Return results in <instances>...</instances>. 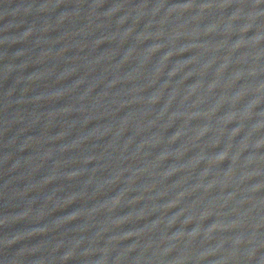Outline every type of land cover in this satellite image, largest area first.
<instances>
[{
  "label": "water",
  "instance_id": "obj_1",
  "mask_svg": "<svg viewBox=\"0 0 264 264\" xmlns=\"http://www.w3.org/2000/svg\"><path fill=\"white\" fill-rule=\"evenodd\" d=\"M0 264H264V0H0Z\"/></svg>",
  "mask_w": 264,
  "mask_h": 264
}]
</instances>
